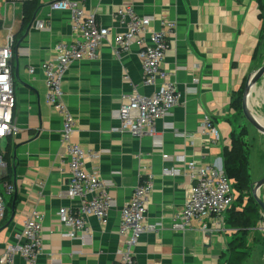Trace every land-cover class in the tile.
<instances>
[{
	"label": "crops",
	"instance_id": "obj_1",
	"mask_svg": "<svg viewBox=\"0 0 264 264\" xmlns=\"http://www.w3.org/2000/svg\"><path fill=\"white\" fill-rule=\"evenodd\" d=\"M39 1L41 9L21 39L24 4L7 5L0 23V41L9 35L14 39L11 67L17 129L2 142L7 167L1 175L0 195H4L6 184L15 192L14 198H6V216L0 220V256L7 245L22 242L25 220L38 210L45 219L43 252L36 264H115L117 250L124 242L119 234L120 211L141 180L152 176L147 219L159 227L157 232L140 237L134 249L136 264H227L229 247L240 232L247 237L246 264L249 233L261 229L259 225L256 229L235 226L236 215L243 212L246 203L233 210L237 195L223 220L206 221V231L195 220L188 231L176 232L173 219L185 208L191 180L185 174L167 177L164 170L181 166L179 157L201 160L204 155L205 165L220 167L222 163L224 167L231 135L245 131L251 174L248 131L253 127L243 116L242 103L238 107L234 102L238 95L242 98L247 80L264 63V0H77L111 31L100 58L76 62L62 81L64 103L77 119L73 142L100 154L86 167L100 173L116 203L105 227L89 219L92 237L86 243L63 237L67 229L58 212L78 206L79 201L65 198L69 167L62 165L67 155L61 138L63 121L46 102L41 68L43 63L56 62L58 44L74 40L70 13L50 9L58 0ZM122 6L133 7L140 16L154 17L153 28H159L162 21L176 23L163 67L174 72L181 103L172 116L157 121V139H137L119 131L116 113L122 97L134 92L149 96L155 90L143 85L136 47L120 58L114 56V36L124 31L114 13ZM38 21H45L50 29L38 30ZM262 104L264 79L252 91L250 108ZM253 113L264 120L263 106L260 113ZM238 114H242L239 123ZM206 117L220 133L218 145L209 146L210 137L201 133ZM14 264L28 263L18 255Z\"/></svg>",
	"mask_w": 264,
	"mask_h": 264
},
{
	"label": "built area",
	"instance_id": "obj_2",
	"mask_svg": "<svg viewBox=\"0 0 264 264\" xmlns=\"http://www.w3.org/2000/svg\"><path fill=\"white\" fill-rule=\"evenodd\" d=\"M29 1L0 0V23L4 22L7 5L15 2L25 4ZM79 3L77 0H58L50 5L52 11L70 13L74 40L71 43L58 44L56 62L43 63L41 68L45 75L46 102L58 112L63 121L61 138L67 155L62 160V165L69 167L65 198L79 201L78 206L63 207L58 212L60 221L67 229L63 237L86 243L92 237L89 219L94 218L105 227L116 203L109 193L110 185L101 178L98 171H91L86 167L89 161L96 160L100 154L86 151L81 144L73 142L77 119L64 103L62 81L76 62L100 58V50L111 31L98 21L95 13L86 11ZM114 19L124 29L122 33L114 36V56L120 58L136 47L143 70V85L155 89L149 96L134 92L122 97L121 107L116 113V119L120 123L119 131L137 139L145 136L157 139V121L172 116L181 103V94L173 78L175 74L163 67L166 53L171 49L169 37L174 35L176 23L162 21L159 28H153L156 22L154 17L140 16L133 7L126 6L116 10ZM37 29L46 31L50 28L45 21H38ZM13 46L12 35L4 42L0 41V180L7 167L2 142L10 134L17 132L14 124L16 94L11 67ZM30 73H34L33 68ZM201 133L210 137L209 146L218 145L221 141L220 133L210 117L204 119ZM206 158V155L201 160L179 157L177 162L181 166L164 170L167 177L185 174L191 180L185 208L173 219L172 228L176 232L188 231L195 220L200 221L202 229L206 231V221L223 220L236 202L238 194L224 167L221 169L217 165H205ZM153 188L152 176L141 180L130 201L121 209L119 234L124 242L117 250L115 264H136L134 249L140 237L149 232H157L159 225L150 223L147 219ZM14 192L12 185L4 186V195H0V220H4L6 216V198H11ZM44 219L45 216L38 210L31 212L24 223L22 242L7 245L4 254L0 256V264H14L18 255L28 264H36L43 252Z\"/></svg>",
	"mask_w": 264,
	"mask_h": 264
},
{
	"label": "trees",
	"instance_id": "obj_3",
	"mask_svg": "<svg viewBox=\"0 0 264 264\" xmlns=\"http://www.w3.org/2000/svg\"><path fill=\"white\" fill-rule=\"evenodd\" d=\"M40 9L41 4L39 0H33L24 4L23 25L18 39L23 37V33L26 32L33 23ZM241 100V95L235 97L234 105L241 107ZM244 135L245 131H241L237 134L233 133L231 135V146L227 147L224 152V170L239 192V194L237 193L239 195L238 199L241 195H244L245 192H252L251 174L249 172L250 153L244 142ZM246 196H248V200L246 201L243 212L236 215L235 226L256 229L262 220L261 209L251 194L248 193ZM248 250L246 234L240 232L229 247L227 264H243L248 257Z\"/></svg>",
	"mask_w": 264,
	"mask_h": 264
},
{
	"label": "rangeland",
	"instance_id": "obj_4",
	"mask_svg": "<svg viewBox=\"0 0 264 264\" xmlns=\"http://www.w3.org/2000/svg\"><path fill=\"white\" fill-rule=\"evenodd\" d=\"M264 107V104L253 107V112L260 113V107ZM237 123L241 122L242 114H238ZM250 145H251V155H252V163L250 164L251 170V185L253 187L254 183L260 181L264 178V135L260 134L253 128L248 131ZM249 145V146H250ZM236 192L239 194L238 190L234 187ZM251 194L252 192H245L244 195H241L239 199L237 198V202L233 210L241 209L244 207V203L248 200L247 194ZM261 197L264 200V188L261 190ZM261 222L259 226L260 230H255L249 233V241H250V257L246 264H264V214L261 211Z\"/></svg>",
	"mask_w": 264,
	"mask_h": 264
},
{
	"label": "water",
	"instance_id": "obj_5",
	"mask_svg": "<svg viewBox=\"0 0 264 264\" xmlns=\"http://www.w3.org/2000/svg\"><path fill=\"white\" fill-rule=\"evenodd\" d=\"M264 79V63L251 74L246 82L244 93L242 96V111L243 116L246 121L260 134L264 135V126L261 124L259 117L256 116L250 108V97L252 91L257 84H259ZM220 168L223 169V164L220 163ZM264 188V178L260 181L254 183L252 187V196L256 201L257 205L260 207L262 213L264 214V200L261 197V190ZM264 229V227H263Z\"/></svg>",
	"mask_w": 264,
	"mask_h": 264
},
{
	"label": "bare ground",
	"instance_id": "obj_6",
	"mask_svg": "<svg viewBox=\"0 0 264 264\" xmlns=\"http://www.w3.org/2000/svg\"><path fill=\"white\" fill-rule=\"evenodd\" d=\"M259 120H260L261 124L264 126V120L261 119V118H259ZM262 198H263V197H262Z\"/></svg>",
	"mask_w": 264,
	"mask_h": 264
}]
</instances>
